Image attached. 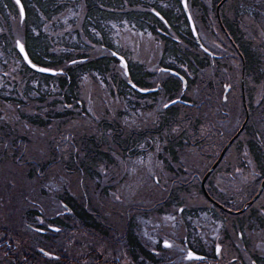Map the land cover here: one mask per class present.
Instances as JSON below:
<instances>
[{
  "label": "trees",
  "instance_id": "trees-1",
  "mask_svg": "<svg viewBox=\"0 0 264 264\" xmlns=\"http://www.w3.org/2000/svg\"><path fill=\"white\" fill-rule=\"evenodd\" d=\"M166 1L169 5L162 11L159 0H21L25 15L20 23L13 1L0 0V68L6 71L5 75L0 74V168L6 170L0 171V264H16V255L20 256L17 252L19 246L24 251L32 249L29 240L37 235L30 231L25 234L28 230L22 227V222L31 219L36 212L30 210L27 213L26 208L30 207L27 199L34 196L33 187L37 183L31 184L37 181L39 172L44 173L39 177L44 183L51 173L54 176L63 173L66 165H71L69 151L83 149L85 145L117 152L135 151L142 148L140 143L145 145L144 148L154 149L157 142V149L169 146L172 153L173 150L180 152L188 148L201 150L199 140L202 135L210 133L211 118L216 117L213 110H208V94L215 96L213 101L229 104L230 119L244 125L246 148L252 153L255 165L263 169L264 130L259 126L264 125V0H191L196 19L209 21L208 24L212 23L215 29V33L211 30L215 38L213 50L217 51L213 56L202 51L194 41L179 1ZM70 5L74 8V15L65 24L61 14ZM151 8L162 11L166 24L150 12ZM123 18L156 36L154 41L159 46V64L175 69L187 81L188 87L182 95L186 103L167 106L160 112L159 119L152 120L147 126L125 125L123 115L127 111H120L118 120L111 116L107 107L91 112L85 98L86 92L88 97L90 94L88 82L93 84V88L100 89L101 81L110 94L106 100L119 96L124 101L121 102L123 110L129 107L136 110L138 105L146 103L142 98L147 94L133 90L123 75L119 77L116 71L113 72L111 67L117 64V59L111 53L105 54L106 49L120 52L121 46L112 41L108 22ZM68 25L71 26L70 32L67 31ZM18 34H22V43L33 62L61 69V73L46 75L25 67L13 45ZM217 35L223 40H219ZM96 47L101 52L93 56ZM230 54H233L234 61L228 57ZM125 56L129 79L135 85L149 87L153 86L152 81L159 82L154 94L163 99H171L181 91L183 85L177 77L165 74L161 79L163 74L150 71L141 61H133L129 53ZM18 68H21L20 73ZM94 74L99 79H95ZM85 75H89L88 81L82 83ZM41 82L47 86L41 87ZM241 83L243 90H240ZM223 85L230 87L226 101H222L220 96ZM195 88L199 89L197 94H194ZM92 95L99 97L94 91ZM54 121H86L87 127H82L76 146L73 144L70 149L53 151L50 154L54 158L52 163L36 165L38 154L34 157L25 155L30 139L26 140L24 134H31L35 129H47ZM90 128L93 133L102 132V136L91 139ZM241 143L238 141L235 148L238 149ZM204 144L203 148H211V142ZM48 153L44 148L42 155L48 156ZM106 155L110 161V154ZM75 159L76 166H81L78 157ZM97 160L104 158L98 157ZM57 163H62V166ZM50 191L62 197L60 192ZM69 202L73 208L77 206L72 200ZM134 247L136 250L139 248L137 243ZM49 250L59 257L63 245L50 244ZM6 252L13 256H6ZM134 258H138L137 254ZM60 261L54 259L52 262L59 264ZM158 262L153 255L145 260L146 264Z\"/></svg>",
  "mask_w": 264,
  "mask_h": 264
},
{
  "label": "flooded vegetation",
  "instance_id": "flooded-vegetation-1",
  "mask_svg": "<svg viewBox=\"0 0 264 264\" xmlns=\"http://www.w3.org/2000/svg\"><path fill=\"white\" fill-rule=\"evenodd\" d=\"M178 1L181 6L183 0ZM163 3L167 1L159 0L162 11L165 7ZM184 3L189 4V17H186L182 6L181 10L185 14L189 29L193 27L195 30L192 22L200 19H196L191 0H184ZM206 4L211 8L209 3ZM162 11L150 9L151 13L166 24ZM156 13H159V16ZM19 22L22 23L20 17ZM111 22L113 21H109L108 25ZM114 23H126L133 30L143 34L151 33L148 30H140L126 18ZM209 26L213 28L212 23ZM157 31L159 32L158 29ZM203 32L206 36L197 37L201 46L192 31L191 35L202 51L213 56L215 38L204 28ZM129 36L134 39V46H137L138 36ZM21 39L22 34L16 35L13 45H16L17 40L22 42ZM218 39L222 38L218 36ZM107 52L111 53L106 49L105 54ZM124 57L126 58L125 55ZM158 58L156 66L163 74L160 78L165 74L177 77L181 83L184 82L181 91L171 99H163L154 94L159 88V82H154L153 86L141 87L148 89L147 92L137 91L147 94L142 98L146 99V103L138 105L136 110L130 107L118 110L115 104L119 96L111 98L112 101L103 97V104L110 107L111 114L112 111L116 115L120 111H129L132 113L131 120L136 122L132 126H147L152 120L159 119L162 110H165L162 104H168L169 100L172 103L168 106L186 103L182 95H185L188 87L187 81L175 69L161 66ZM171 70L177 72L181 78L172 74ZM18 72H21V68H18ZM0 74L5 75L6 71L0 68ZM123 78L126 81L124 75ZM198 91L199 89L195 88L194 94ZM227 94L228 92L221 93L222 101H226ZM128 95L132 99L135 97ZM214 97L212 94L206 95L210 100L208 110H213L212 114L216 117L211 118L210 133L202 135L199 140L201 150L188 148L178 152L172 149V153L168 150L169 146L155 150L144 148L145 145L140 143L142 148L135 151L114 152L101 146L92 148L87 145L83 149L69 151L71 165H66L62 174L59 172L55 175L62 176L63 180L56 182L57 178L53 173L50 174L56 189L49 186L47 190L44 189L45 183H51L50 178L45 183L37 181L33 187V198L31 196L27 199L30 207L26 208V212H36L29 219L30 223H25L28 230L25 234L32 232L37 236L29 240L32 248L30 251L22 250L21 246L17 248L20 256L16 255V264H56L52 261H60V256L62 261L59 264H146L145 260L149 255H153L156 261H159L158 264H249L250 259L255 260L256 264H264V251L260 247L264 245V213L260 211L261 206H264V165L263 169L255 165L253 155L245 145L244 125L240 129L241 121L237 123L230 119L229 104L213 101ZM176 98L177 100L173 101ZM91 99L92 95H89L87 103L91 112L103 108L99 101L94 102ZM240 100L242 102V95ZM149 105L151 107H148ZM152 108L155 110V116L144 121L143 118L148 117ZM216 108L218 109L215 110ZM79 122L82 127H87L86 121ZM261 125L259 127L264 130V125ZM90 131L91 139L103 134L93 133L92 128ZM228 134L230 135L227 136ZM229 140L231 142L213 170L201 180ZM238 141L242 143L236 149ZM207 142H211L209 149L203 148ZM233 142L232 148L229 149ZM71 143L76 146L72 140ZM190 151H194V155ZM106 153L110 154V161ZM77 157L81 166H76ZM98 157H103L104 160H97ZM45 173L48 174L47 171ZM248 177L251 178L247 179ZM259 187L258 195L248 203ZM50 189L60 192L63 198ZM151 189L157 194L156 197L151 196ZM186 189L189 191H183ZM116 195L121 196V199L115 200ZM43 199L47 204L42 202ZM69 200L77 206L73 208ZM89 203L91 205H88ZM237 232L243 233V236L237 237ZM165 240L169 242L168 246L164 245ZM55 243L63 245V252L59 257L49 250V245L53 246ZM134 243L139 246L138 250ZM217 244L221 245L220 253L216 251ZM189 252L193 255L189 256ZM135 254L138 257L136 259ZM6 256L13 255L6 252Z\"/></svg>",
  "mask_w": 264,
  "mask_h": 264
},
{
  "label": "rangeland",
  "instance_id": "rangeland-1",
  "mask_svg": "<svg viewBox=\"0 0 264 264\" xmlns=\"http://www.w3.org/2000/svg\"><path fill=\"white\" fill-rule=\"evenodd\" d=\"M69 1H72V0H69ZM163 5L168 6L169 3H165V4L163 3ZM186 5L188 8L189 4H186ZM61 15H62L61 16L62 21H64V23L67 24L68 19L72 15H74L73 6L70 5L68 7V9ZM192 23H193V26L195 25L194 28L196 30L195 32L197 34V37L200 35H202L203 37L206 36L203 32V28L205 29V31L208 34H212V31L215 32V29L214 28L211 29L207 21L198 20V21H193ZM72 27H75V26H72ZM109 27L111 28L112 41L114 43L117 42V46H121V48L119 49L120 51L124 52L125 55H128V53H129V55H131L133 61H136V62L141 61L144 65L146 64L151 71H155L156 74H162L156 66V60H157L158 55H159V51H158L159 46L155 43L154 38H156V37L153 36L152 33L143 34L142 32L133 30L132 27H130L126 23L116 24L114 22H111ZM67 31H69V32L71 31V26L68 25ZM129 34H134V35L138 36V38H137L138 39V45L137 46H134V43H133L134 39L132 40L130 38ZM94 52L95 53L93 54V56H96V55H98L96 52H101V51L99 50L98 47H96L94 49ZM214 52L217 53V51H214ZM228 57L229 58L231 57V59H233V61L235 60L233 58V54L228 55ZM111 70H114L113 72L116 71V73L119 76L122 75V70L119 67L118 63L113 64L111 67ZM88 76L89 75H85L81 82L82 83L87 82ZM94 76H95V79L98 78L97 74H94ZM99 83L101 84L100 89L99 88H93V84L88 82V84H87L88 89L87 90L90 91V94H89L90 97L92 95V91H94L96 94H98L99 97L92 95L93 101L94 102L96 100L99 101L100 105L105 108V106L103 104V97H109L110 94L107 91L106 84L105 83L102 84L101 81H99ZM48 84L51 85L52 83L49 82ZM152 84L155 85V83L153 81H152ZM40 86L44 87V86H47V84L44 82H41ZM228 90H229V87L227 88V90H225V85H223V92L226 93V92H228ZM259 94H260V91L258 93V96H259ZM85 98H86L87 102H89V97L87 96V92L85 94ZM134 99H136V98L134 97ZM112 100L113 99H111V101ZM121 102L124 103L123 99L119 98V100H116L115 105H117L116 108L118 110L122 109V107H123ZM107 108H110V107L107 106ZM155 109H157V108H155ZM111 116H113L117 120L119 119V117L113 111H112ZM154 116H155V110H154V108H152V109H150V111L148 113V117L143 118V120L146 121V120L152 119ZM131 119H132V113L127 111V116H125V115L123 116V123L125 125L128 124V126L135 124L136 122L131 120ZM81 129H82V123L79 121H70V122H66V121L55 122L54 121L52 123V126L47 128V129L32 130L31 134L30 133L24 134L26 140L30 139V142H29V145H28V148L26 150L25 155L26 156L29 155V157H31V156L34 157L36 154H38L37 161L35 164L38 165L40 163L39 166L52 163L54 158L50 157V154L53 151H64L65 149H69L70 147H73L71 140L77 144L78 139H79L80 135L82 134ZM230 133L233 134V131H231ZM229 135L230 134H228L227 136H229ZM229 141H227V142H229ZM152 142H155V141H152ZM154 145H155L154 149L157 150V148H158L157 142H155ZM44 148H46V151L49 152L48 156L42 155V151H44ZM190 153H192L194 155L195 152L190 151ZM204 160H207V159L204 158ZM56 165H58L60 167V166H62V163H57ZM0 171L6 172V170L4 168H0ZM250 178L251 177H248L247 179H250ZM59 180H63V177L62 176L57 177L56 182H59ZM37 181H38V183H42L41 178H37ZM37 181H34V183H32L31 185L35 184ZM50 182L51 183L49 185H48V183L44 184V189L47 190V186H49L53 189H56V186L52 184L54 182V180L51 177H50ZM16 186L18 188V184H16ZM151 196H154V197L157 196V194L152 189H151ZM42 202L44 204H47V201L45 199H43ZM25 223H30V220H28V221L26 220V221L22 222V227H24V228L27 227L25 225Z\"/></svg>",
  "mask_w": 264,
  "mask_h": 264
},
{
  "label": "snow or ice",
  "instance_id": "snow-or-ice-1",
  "mask_svg": "<svg viewBox=\"0 0 264 264\" xmlns=\"http://www.w3.org/2000/svg\"><path fill=\"white\" fill-rule=\"evenodd\" d=\"M15 3H16L17 6H20V5H21V0H15ZM186 7H187V6H186ZM156 14L159 16V13H156ZM24 15H25L24 9H23L22 6H20V11H19V16H20V18L22 19V18L24 17ZM16 44H17V47L20 48L21 52H23V51H24V48H23V46L21 45V43H20L19 40L16 41ZM24 59H25L26 61H28V63L31 65L32 68H37V65H36V64H34V63H32L30 60H28L27 55L24 56ZM120 62H121V64H123V63H124L123 59H121ZM40 70H41V71H44V72L60 71V69H52V68H42V69H40ZM129 83H131V81H129ZM133 86H134V85H133ZM228 87H229L228 85H225V90H227ZM171 103H172V101L169 100V101H168V104H171ZM168 104H162V107H165V108H166V107L168 106ZM65 139H66V138H65ZM37 171L39 172V170H37ZM43 175H44L43 172H39V176H38V178H39V177H42ZM158 182H159V181L157 180V183H158ZM114 199H115V200H120V199H121V196L116 195V196H114ZM260 211H261V213H264V206H261ZM236 236H237V237H241V236H243V233H241V232H237V233H236ZM163 243H164L165 246H168V244H169V242L166 241V240H165ZM260 247H261V250L264 251V245H261ZM41 251H43V249H41ZM216 251H217V253H220V252H221V245H220V244H217V245H216ZM46 254H47V253H46ZM188 255L191 256V255H193V253H192V252H189ZM233 259H235V257H233ZM249 264H256V261L250 259V260H249Z\"/></svg>",
  "mask_w": 264,
  "mask_h": 264
},
{
  "label": "water",
  "instance_id": "water-1",
  "mask_svg": "<svg viewBox=\"0 0 264 264\" xmlns=\"http://www.w3.org/2000/svg\"><path fill=\"white\" fill-rule=\"evenodd\" d=\"M21 6V5H20ZM20 6H18L19 7V10H20ZM184 9H185V7H184ZM195 36V35H194ZM21 53V55H22V57H23V60L25 61V63L29 66V67H31V65L28 63V61H26L25 59H24V56L26 55L25 54V52L23 51V52H20ZM116 55V57L119 59V64L122 66V68H123V70H124V73H125V75L127 76L128 75V72H127V67H126V63H125V61H124V59L120 56V55H118V54H115ZM121 59H123V61H124V63L123 64H121ZM29 60V59H28ZM32 68V67H31ZM43 67H40V66H37V68H32V69H34V70H37V71H41L40 69H42ZM41 72H44V71H41ZM45 73H50V74H53V73H55V71H52V72H45ZM133 88H135L136 90H138V91H140V92H147L148 91V89H140V88H137L136 86H133V84L132 83H129Z\"/></svg>",
  "mask_w": 264,
  "mask_h": 264
}]
</instances>
